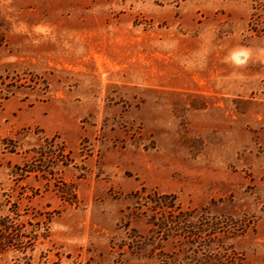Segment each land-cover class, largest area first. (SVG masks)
<instances>
[{"label": "rangeland", "instance_id": "obj_1", "mask_svg": "<svg viewBox=\"0 0 264 264\" xmlns=\"http://www.w3.org/2000/svg\"><path fill=\"white\" fill-rule=\"evenodd\" d=\"M0 264H264V0H0Z\"/></svg>", "mask_w": 264, "mask_h": 264}, {"label": "trees", "instance_id": "obj_2", "mask_svg": "<svg viewBox=\"0 0 264 264\" xmlns=\"http://www.w3.org/2000/svg\"><path fill=\"white\" fill-rule=\"evenodd\" d=\"M190 237H191L190 235L187 237V241H188V243L191 244V239H192V241H193L194 239H193V237H191V238H190Z\"/></svg>", "mask_w": 264, "mask_h": 264}]
</instances>
